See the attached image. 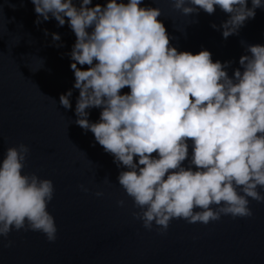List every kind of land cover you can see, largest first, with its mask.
<instances>
[{
  "label": "clouds",
  "instance_id": "9594fccd",
  "mask_svg": "<svg viewBox=\"0 0 264 264\" xmlns=\"http://www.w3.org/2000/svg\"><path fill=\"white\" fill-rule=\"evenodd\" d=\"M31 3L37 25L51 16L64 26L66 17L75 34L68 54L73 87L79 90L75 123L93 134L118 168L127 169L117 179L139 209L132 212L135 220L163 232L173 219L207 225L222 215L252 216L249 198L264 202L257 190L264 189V45H246L248 54L229 77L225 69L231 61L213 62L207 50L192 54L171 46L158 19L161 10L142 7L143 0ZM171 4L186 16L199 10L212 15L218 6L228 19L211 27L221 30L224 39L264 8L262 0H251V7L247 0ZM52 39L60 36L53 33ZM124 88L129 92L122 94ZM71 96L68 90L59 97L65 109L71 108ZM91 108L101 109L95 123L88 119ZM29 153L20 143L0 159V236L23 229L54 242L57 228L47 211L54 186L35 173L23 174ZM124 203L117 201L120 207Z\"/></svg>",
  "mask_w": 264,
  "mask_h": 264
},
{
  "label": "water",
  "instance_id": "95a60500",
  "mask_svg": "<svg viewBox=\"0 0 264 264\" xmlns=\"http://www.w3.org/2000/svg\"><path fill=\"white\" fill-rule=\"evenodd\" d=\"M105 2L93 0V5ZM141 6L161 10L158 19L177 51L207 50L213 62L231 61L225 69L229 77L240 67L239 58L248 54L246 45H264V8L224 39L221 30L211 27L228 19L218 6L212 15L199 10L187 16L173 9L171 0H143ZM36 19L31 0H0V159L8 147H29L23 174L52 181L47 211L54 217L56 240L13 229L0 236V264H264V202L249 198L251 217L222 215L207 225L173 219L163 232L155 224L145 229L133 218L139 209L117 179L127 169L118 168L93 134L75 123L79 90L73 87L68 55L75 34L66 17L64 26L51 16L38 25ZM53 33L59 41H53ZM68 90L71 108L65 109L59 97ZM128 92L122 89V94ZM86 111L91 123L99 120L101 109ZM257 190L264 195V189ZM118 200L125 202L123 207Z\"/></svg>",
  "mask_w": 264,
  "mask_h": 264
}]
</instances>
